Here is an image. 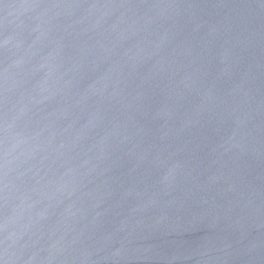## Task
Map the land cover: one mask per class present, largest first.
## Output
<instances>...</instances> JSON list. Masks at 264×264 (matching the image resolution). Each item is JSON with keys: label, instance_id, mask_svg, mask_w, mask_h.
Returning <instances> with one entry per match:
<instances>
[{"label": "water", "instance_id": "water-1", "mask_svg": "<svg viewBox=\"0 0 264 264\" xmlns=\"http://www.w3.org/2000/svg\"><path fill=\"white\" fill-rule=\"evenodd\" d=\"M0 264H264V0H0Z\"/></svg>", "mask_w": 264, "mask_h": 264}]
</instances>
